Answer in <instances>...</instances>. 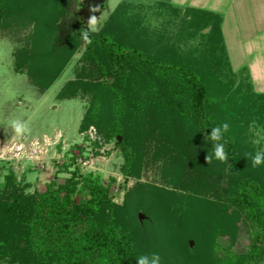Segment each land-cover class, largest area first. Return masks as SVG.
Returning a JSON list of instances; mask_svg holds the SVG:
<instances>
[{"label":"trees","instance_id":"trees-1","mask_svg":"<svg viewBox=\"0 0 264 264\" xmlns=\"http://www.w3.org/2000/svg\"><path fill=\"white\" fill-rule=\"evenodd\" d=\"M1 8L0 3V20ZM123 10L119 7L99 32L90 34V45L80 38V30L84 28L83 23L80 24L78 33L70 41L72 44L65 48L59 38L55 44H43L38 38L43 25L30 15L27 25H33L36 36L27 48L36 53L31 54L29 68L17 61L16 70L31 75L33 83L45 94L84 45V59L99 68L105 78L114 79L112 84H101L100 93L111 115L96 125L107 143L122 138L118 145L125 157L127 178L132 175L136 162L130 132L134 130L137 134L147 125L146 121L153 124L158 118L167 138L175 143L192 145V151L204 150V157L215 143L207 139L211 129L227 122L230 128L224 134V140L227 141L228 160L218 161V166H229L231 180L220 190L214 189V178L210 184L207 181L205 185L199 184L197 191L214 192L217 197L197 200L187 193L173 196L156 190L148 194L146 189H139L133 195L132 207L119 210L109 189L92 177L84 178L80 187L78 179L57 187L53 182L46 191L29 196L22 183L10 173L0 191V264L9 261L23 264H137V258L144 254L141 250L147 253L152 249L154 253L153 245L159 240L164 244L161 258L174 264L176 261L182 264H262L264 173L261 166L252 167L246 154L254 153L248 146L254 145L249 139V130L259 116L264 117V92L256 91L249 75L243 77L233 70L224 41L223 19L219 14L187 10L195 15L190 25L195 26L198 21L208 23L211 29L203 35L202 48L196 51L198 56L191 53L183 57L167 43L159 40H156L157 45L152 43L145 27H139L140 22L136 24L139 30L134 25L126 26ZM139 41L143 46H152L137 49L135 45ZM169 53L172 57L167 56ZM42 54L46 56V67L41 69L38 59ZM56 55L62 59L55 66ZM238 77L239 84H236ZM73 85L69 83L62 89L57 97L59 101L75 97L71 89L76 85ZM79 152V155L73 154V161L84 150L79 147ZM242 155L247 160L246 170L237 160ZM64 166L66 170L69 167L68 163ZM256 169L259 171L255 174ZM169 170L171 174L179 172L174 165ZM210 188L213 190L209 191ZM163 192L171 195L173 201L177 200L175 205L171 206L168 198L162 196ZM237 209L244 212L255 229L251 246L242 251L234 248ZM139 210L152 218L146 228L139 225ZM223 228L231 240L222 238ZM191 241L196 242L194 252Z\"/></svg>","mask_w":264,"mask_h":264},{"label":"rangeland","instance_id":"rangeland-1","mask_svg":"<svg viewBox=\"0 0 264 264\" xmlns=\"http://www.w3.org/2000/svg\"><path fill=\"white\" fill-rule=\"evenodd\" d=\"M55 1L0 0L2 4L0 20V191H3L5 187V178L13 173L29 196L37 191H46L47 186L53 182L57 187L66 185L70 180L78 179L80 187L84 178L92 177L109 189L113 203L119 210L127 206L132 207L133 195L138 193L139 189H146L148 194L156 190L166 191L173 196L187 193L196 200L202 197L216 198V193L205 190L197 191L196 186L206 181L210 184L214 178V189L224 188V185L231 180L228 176L229 166L225 165L220 168L218 166L220 163L215 160L213 161L216 162L214 166L208 165L202 155L204 150L197 148L193 152L192 145H183L180 141L175 143L173 139L167 138L158 118L153 124L146 121L147 125L142 127L139 133H134V130L130 132V143L134 149L136 162L131 170L132 175L129 178L125 176V157L118 145L122 138L118 137L107 143L100 136L96 125L111 115V112L106 110L105 98L103 99L100 93L101 84H112L114 79L105 78L99 68L84 59V45L76 51L66 71L45 94H42L33 83L31 75L16 70L17 61L23 62V65L26 64L29 68L32 63L31 54L36 53L35 51L31 53L28 49L36 36L33 25H27L31 19L30 15L37 21H41L43 25L38 36L43 44H55L57 38L60 39L64 48L72 44L70 41L73 35L78 33L82 26L80 18L76 15V5L73 0H57V4ZM92 1L97 4L94 8H98L99 11L91 13L90 8L93 7H89L86 11L82 10L84 23L82 27L87 29L88 18L94 14L97 18L100 17L102 28L112 14L117 12L119 7H123L122 14L126 26H137L136 24L140 22L139 27L142 25L145 27L152 43L157 45L156 40L167 43V46L174 47L183 57L191 53L197 57L196 51L199 47L202 48L203 35L208 34L211 29L208 23L198 21L195 22V26L190 25L191 18L194 19L195 15L192 16L187 10L192 8L210 12L220 10V12H225L227 7L224 0ZM159 3L167 5L162 6ZM246 9L248 15L237 16V22L228 20L224 23L226 49L233 70L243 77L249 75L256 91L264 92V14L258 0L256 4L249 5ZM15 17L20 18L22 22ZM136 29L139 30L138 26ZM182 40L186 42L180 43ZM149 46L141 45L140 41L135 45L137 49H147L150 48ZM25 47L28 48L21 52ZM148 52H151V49ZM48 55L51 56L50 53ZM50 56L48 58H52ZM56 56L55 66L62 59L61 56ZM167 56L172 57V54L169 53ZM45 60L46 56L43 54L38 59L41 69L46 67ZM199 63H196L198 67ZM239 80L238 77L236 84H239ZM69 83L76 85H73L71 89L75 97L71 100L59 101L58 95ZM17 119L23 120L29 129L23 136H17L11 127L12 121ZM132 125L134 127V124ZM249 132V139L254 143V145H248L249 148L254 153L264 151L263 116H259ZM79 147L84 152L73 161V154L75 156L80 154ZM237 160L239 165L246 170V157L242 155ZM67 163L69 167L66 170L64 164ZM171 165L177 166L179 172L175 171L171 174L169 170ZM260 168L264 173V165ZM258 171L256 169L255 174ZM212 190L213 188L209 189V191ZM166 192H163L162 196L168 198L171 206L175 205L177 200L173 201V197L167 195ZM235 213L238 220L234 248H240L242 251L243 248L247 249L251 246L255 229L244 212L237 209ZM137 215L139 225L146 228V223L148 224L152 219L151 216L143 210H139ZM140 215L144 218L140 219ZM226 233V229L223 228L222 238L231 240L226 237ZM159 241L153 245L154 253L163 257L161 251L164 244ZM195 247L196 242L191 241L192 252L196 249ZM151 250L149 249L147 253L152 254ZM141 251L147 254L144 249ZM12 263L23 264L17 261ZM12 263L9 261L2 264ZM161 264L174 263L161 258ZM176 264H182V262L176 261Z\"/></svg>","mask_w":264,"mask_h":264},{"label":"clouds","instance_id":"clouds-1","mask_svg":"<svg viewBox=\"0 0 264 264\" xmlns=\"http://www.w3.org/2000/svg\"><path fill=\"white\" fill-rule=\"evenodd\" d=\"M97 11H99L98 8H90L91 13H95ZM100 28V17L97 18L96 15L91 14L87 21V30H85L84 28L80 30L81 40L85 44L90 45L92 43L90 34L99 32ZM11 127L14 129V132L17 136H23L29 131L26 123L20 119L12 121ZM229 128L230 125L227 122H224L211 129V134L207 137V139L215 143H213L212 151L205 157V161L208 165H211L214 160L221 163H224L228 160V154L225 148V144L227 143V141L224 140V134L229 131ZM222 140L224 142H220ZM246 155L248 159L251 160L253 168H258L261 165H264V151H256L255 153L249 152ZM137 264H161V257L158 253L143 254L137 258Z\"/></svg>","mask_w":264,"mask_h":264},{"label":"crops","instance_id":"crops-1","mask_svg":"<svg viewBox=\"0 0 264 264\" xmlns=\"http://www.w3.org/2000/svg\"><path fill=\"white\" fill-rule=\"evenodd\" d=\"M258 1H259L260 7L262 8L263 14H264V0H258ZM256 2L257 0H224L225 5L227 6L225 8V12H220L221 10L219 12L212 11L214 13L219 14L223 19V25H222L223 35H224V23L228 20L237 22L238 21L236 19L237 16L248 15L247 14L248 10L246 9V7L252 4H256ZM224 41H225V37H224ZM225 45H226V42H225ZM226 48H227V45H226Z\"/></svg>","mask_w":264,"mask_h":264},{"label":"flooded vegetation","instance_id":"flooded-vegetation-1","mask_svg":"<svg viewBox=\"0 0 264 264\" xmlns=\"http://www.w3.org/2000/svg\"><path fill=\"white\" fill-rule=\"evenodd\" d=\"M73 2L76 5L77 8V18H80V24L83 23V14H82V10L86 11V9H89V7H95V5H97L96 3H94L92 0H73ZM84 24V23H83Z\"/></svg>","mask_w":264,"mask_h":264},{"label":"water","instance_id":"water-1","mask_svg":"<svg viewBox=\"0 0 264 264\" xmlns=\"http://www.w3.org/2000/svg\"><path fill=\"white\" fill-rule=\"evenodd\" d=\"M144 217H143V215H140V219H143ZM193 244V243H192Z\"/></svg>","mask_w":264,"mask_h":264}]
</instances>
